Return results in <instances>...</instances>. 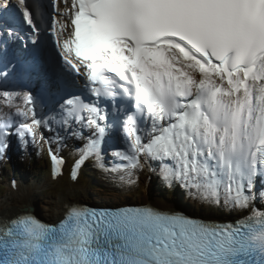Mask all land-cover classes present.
Wrapping results in <instances>:
<instances>
[{
  "label": "snow or ice",
  "instance_id": "snow-or-ice-1",
  "mask_svg": "<svg viewBox=\"0 0 264 264\" xmlns=\"http://www.w3.org/2000/svg\"><path fill=\"white\" fill-rule=\"evenodd\" d=\"M10 12L32 43L51 33L61 67L95 100L71 95L45 119L31 94L4 91L15 111L0 119V158L12 136L23 147L44 141L41 129L54 133L50 145L70 136L80 142L75 181L89 160L106 167L101 145L118 125L127 147L115 155L126 163L112 171L133 183L154 165L167 187L241 215L220 223L150 205L72 204L49 224L22 213L0 218V264H264V0H0ZM51 159L55 178L64 160Z\"/></svg>",
  "mask_w": 264,
  "mask_h": 264
},
{
  "label": "rangeland",
  "instance_id": "rangeland-1",
  "mask_svg": "<svg viewBox=\"0 0 264 264\" xmlns=\"http://www.w3.org/2000/svg\"><path fill=\"white\" fill-rule=\"evenodd\" d=\"M0 19H3V13H0ZM4 55H5V49L1 48V56H4ZM114 137H115V135L113 134L112 139ZM120 139H118V142H119L118 144H119V146H121L120 148H123V147L126 148L127 145H122V142ZM56 146H59V144H57ZM117 151H119V148H117ZM103 152H104V158H105V156H106V148L105 147L103 148ZM76 154H74V155H76ZM74 157H72V161H73ZM76 159H77V157H76ZM16 161H18V160H16ZM72 161H71V163H73ZM111 162H112V164H115V163H117V160L113 157V159L108 160V164ZM91 164H93V167H92L93 169H90L88 171L90 172V174L91 173L95 174V171L98 172V170L94 167V166H96V162L93 161ZM104 164H106V163L104 162ZM36 165L38 167V170L34 169V171H33L31 169V171H30V175L36 181L33 184V186H29L31 188L25 187L24 189L18 190L17 192H15L16 194L15 193L10 194L8 196L9 202L7 199H5L2 202V206H0V207L12 205L17 200H19L18 197H20L21 199L23 198V199H26L27 201L32 202V205H36V207H38V209L44 213V212H49L48 210H46V205H47L48 201H56V199H58V196H62V197H65L66 199H69V197H73V196L77 195L76 197H79L77 203H84L83 201H86L84 199L86 197L84 195H82V193H84L86 190H83L80 186L81 185L83 186L85 183L93 184V178L91 177V175H89L88 177H90L92 182L89 181L85 175H83V177H81V183L79 184L80 186L74 187L71 185V186L67 187L66 181L65 182H64V180L58 181L55 179H53V181H52L51 180L52 175H51V177H50V174L47 176V174H46L47 173V165L45 167L44 164L40 163V161L37 162ZM89 166H90V164H89ZM84 169H85V167H84ZM154 169H155L154 165L145 164L143 166L142 170H136L133 173V175L130 177V179H132L133 183L128 182L129 177L127 176V174L124 171H123V173H117V174L114 173L112 175L110 174L111 176H106V177L110 178L111 181L114 183V185L107 187V186H104L103 184H100L107 191H102V192H96V191L92 192L91 191L92 196H88L87 198L90 199L92 197V198L97 199L99 197V200H103V201H99V203L104 202V201L123 200L127 197H128L127 200L129 201V200H138L139 197L142 198L143 195H146V192H149L151 194V197L152 196L157 197V199H159V198H162V199L170 198L171 199L170 203H171V205H173V207L178 206L179 200L186 202L188 204H200L201 206H204L202 203H200L196 199H194L193 196L189 192L186 196L185 192L183 193L179 189L177 192L176 191H170L169 189H167L165 182L161 179L159 173ZM6 171H9V172L5 173ZM13 171H14V169L11 168V166L9 164H7L6 167L0 168V188H1L0 189V199L3 196H5L8 187H11V185H12L11 184L12 181H16V177L14 178V176H13V174H14ZM39 171H43V172H45V174H38ZM84 174H85V172H84ZM18 177L20 179V176H18ZM42 178H44V181H41V182H44V183H40L41 185H35L38 182V180L42 179ZM21 179H20V181H21ZM66 180L68 181V179H66ZM175 187H177V186H175ZM112 188H114V189L111 190ZM118 188H120V189H118ZM69 193H73V194H69ZM168 193H171V196H169ZM112 194H114L115 197L117 196L116 199H112L114 197V196H112ZM101 196L105 199L101 198ZM190 196H192L191 199H190ZM92 200L95 201L94 199H92ZM44 206H45V208H44ZM215 209L219 210L222 213H224L226 210L223 208H215ZM228 212H231V211L227 210L225 213H228ZM48 216H50V215H47V217Z\"/></svg>",
  "mask_w": 264,
  "mask_h": 264
},
{
  "label": "bare ground",
  "instance_id": "bare-ground-1",
  "mask_svg": "<svg viewBox=\"0 0 264 264\" xmlns=\"http://www.w3.org/2000/svg\"><path fill=\"white\" fill-rule=\"evenodd\" d=\"M18 13V12H17ZM3 22H5V19H3L2 20ZM27 29V31L30 29V26L28 27V28H26ZM45 37H47V38H52V35H51V33L50 32H45L44 34H43ZM43 43V41H42V39L41 38H38V43ZM40 58H42V57H40ZM44 58V57H43ZM20 60L21 59H19L18 61H17V65L20 63ZM41 61V60H40ZM42 68V70H45V68H46V66H45V64H43V67H41ZM19 73H21V71L20 70H17V71H15V74H19ZM13 77H15L14 76V73H10L9 72V74H8V76L6 77V78H4V77H0V81H2V82H5V83H1L0 82V85H3V87H5V88H7V87H9V85H7V83H11L12 82V87H13V89H12V91H17L18 93H22V88L20 87L21 85L17 82V81H15L14 79H13ZM16 78V77H15ZM21 79V78H20ZM26 79H28V77H26ZM22 80V79H21ZM73 80H76V82H75V86H74V90H76V88L78 87V80L76 79V78H73ZM23 81V83H25L26 84V86L27 87H25L27 90L29 89V90H32V88L24 81V80H22ZM0 109H5V110H12V108L10 109L8 106H7V104H1L0 103ZM0 119H3V117H0ZM61 132H63L64 133V131H61ZM110 133H113V134H116V136L111 140L114 144H115V146L117 147V148H119V151H121V146H119V142H118V139H120V138H124L123 140L124 141H122V142H125V137H124V135L123 134H121L120 132H119V129L118 128H115V129H110V131H109ZM66 134V133H65ZM15 137V136H14ZM15 142L14 143H12V144H10L11 146H12V148H13V150L14 149H16L17 151L19 150V147L20 148H22V149H24V147L23 146H21V143H20V141L15 137ZM107 141H109V140H107L106 138H104V142H103V146L106 148V151H108V154L110 155V156H112V157H114L116 160H117V162H119V163H121V164H124V163H126L125 161H121L120 159H118V157H116V155H113V154H110L109 153V149L107 148ZM56 143H58V142H56ZM72 145L73 144H78V145H80V142L79 141H77V140H75L74 138H72ZM59 144V143H58ZM52 145H53V143H51V145L49 144V146L47 147L48 149L50 148V147H52ZM66 149H71V146H66L65 147ZM7 152H9L8 150H7ZM27 152L28 153H33V151L30 149V148H28L27 149ZM62 150H59L57 153H59V154H62ZM70 154H71V156L72 157H74V159H73V163H71V161L68 159V157L66 156V154H64V157H66V160L73 166V168H74V162H75V159H76V155H74V153L71 151L70 152ZM105 162V161H104ZM91 163V161L89 160V161H87L81 168H80V170H79V173H78V176H79V174H81V175H84V167H85V165H87V164H90ZM106 163V162H105ZM106 165H107V168L104 170V176H111L112 174H114V173H123V171H112L111 169H113L114 168V165H112V162L111 163H106ZM90 166H91V168L93 167V165H91L90 164ZM3 167H6V166H4L3 165V163L1 162L0 163V168H3ZM17 167L18 168H20V169H18V170H14L13 171V173H16V176H15V174H13V176H14V178L16 177V179H18V181H19V177L18 176H20V179L22 178L24 181L23 182H25V183H28L30 186H33V185H31V184H33L32 183V181L34 182L35 180L33 179V177L30 175V171H31V169L34 171V169L36 170V169H38V167H30L28 170H26V163L24 162V161H22V159H18V161H17ZM61 168H62V172H61V174H59V175H56L55 176V178H54V173L52 174V177L51 178H53V179H55V180H58V181H65V176H66V173L64 172V170H65V168H66V165L65 164H63L62 166H61ZM45 170V169H44ZM43 170V171H44ZM43 171H39L38 172V174H45V172H43ZM46 171V170H45ZM158 173H159V171L158 170H156ZM9 171H6L5 173H8ZM111 174V175H110ZM8 175V174H7ZM10 175V174H9ZM160 175V174H159ZM3 177V176H2ZM44 178H42V180H43ZM53 179H51L52 181H53ZM41 180V181H42ZM132 180V179H131ZM29 182H31V183H29ZM38 183H44V182H38ZM71 186V185H70ZM73 186V185H72ZM110 186H112V183H110ZM25 187H27V188H31V187H29L28 185H18L17 187H16V189L14 190L13 188H12V185H11V187H8V189H7V192H6V194H5V196H3L1 199H0V206H2V202L5 200V199H7L8 200V202H9V195L10 194H14L15 192H17L18 190H21V189H24ZM95 190H97V191H99V192H102V191H107V190H105V188H103L102 187V185H94V186H92ZM166 188L167 189H169L170 191H176L177 192V190H176V187L174 186V187H167L166 186ZM1 189V188H0ZM114 188H112L111 190H113ZM183 191H184V189H183ZM182 191V192H183ZM185 191H186V193L188 192V190L187 189H185ZM68 192V191H67ZM16 194V193H15ZM64 194V193H63ZM67 194V193H66ZM69 194H73V193H69ZM77 196V195H76ZM76 196H73V197H69V199H66L65 197H62V196H58V199H56V201H48V203H47V205H46V210H48L49 212H42L41 210H39L38 209V207H36V205H32V202H30V201H27L26 199H21L20 197H18L19 198V200H17L14 204H12V205H9V206H4V207H0V218H4V217H9V216H16V215H18V214H22V213H25V212H32V210H35V211H37L39 214H42L44 217H47V215H50V216H48L47 218L48 219H60L62 216H63V214L65 213V211H66V209L70 206V205H72V204H74V203H77V201H78V198L79 197H76ZM84 196L86 197L87 195H85L84 194ZM112 196H114L113 198H116L115 197V195L114 194H112ZM191 197L192 196H190V199H191ZM76 198V199H75ZM102 198V197H101ZM142 200H144V201H146L147 203H149V205H153V206H155V205H157L158 204V206L159 205H163L162 207H163V210H173L172 209V206H171V204L169 203V200L168 199H162V198H159V199H157V197H151V194L149 193V192H146V197L145 198H143ZM44 208H45V206H44ZM156 208H158V207H156ZM227 210H225V212H226Z\"/></svg>",
  "mask_w": 264,
  "mask_h": 264
},
{
  "label": "trees",
  "instance_id": "trees-1",
  "mask_svg": "<svg viewBox=\"0 0 264 264\" xmlns=\"http://www.w3.org/2000/svg\"><path fill=\"white\" fill-rule=\"evenodd\" d=\"M47 173H49V172H47ZM82 177H83V175H82ZM86 179H87V178H86ZM65 181H66V185H68V186L72 185V184H70L66 179H65ZM65 181H64V182H65ZM73 186L76 187V186H79V185H73ZM81 188H82V185H81ZM84 188H85V186H84ZM86 191H87V190H86ZM86 191H85L84 193H82V195H84V194L87 195L86 198H84V199H85L86 201H87V200H92V199H93L92 197H91L92 199H91V198H90V199L87 198L88 196H90V195H89L90 192H89V190H88L87 192H86ZM145 197H146V195H143L141 199H143V198H145ZM95 201H98V200L96 199ZM197 212H199V213H204V214H208V213L211 214V213H212V212H208V211H205V210H200V211H197Z\"/></svg>",
  "mask_w": 264,
  "mask_h": 264
},
{
  "label": "water",
  "instance_id": "water-1",
  "mask_svg": "<svg viewBox=\"0 0 264 264\" xmlns=\"http://www.w3.org/2000/svg\"><path fill=\"white\" fill-rule=\"evenodd\" d=\"M182 209H184V208H179V210H182ZM32 212L38 217V218H40V219H44V217L42 216V214H39L37 211H35V210H32Z\"/></svg>",
  "mask_w": 264,
  "mask_h": 264
}]
</instances>
